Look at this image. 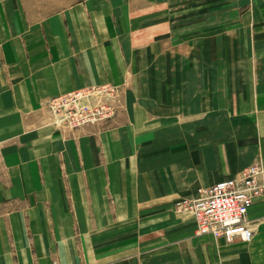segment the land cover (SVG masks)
I'll return each mask as SVG.
<instances>
[{
    "label": "crops",
    "instance_id": "0c3cea01",
    "mask_svg": "<svg viewBox=\"0 0 264 264\" xmlns=\"http://www.w3.org/2000/svg\"><path fill=\"white\" fill-rule=\"evenodd\" d=\"M142 7L137 0H0V264H264V212L255 208V202L247 216L254 229L248 243L201 235L193 217L185 222L170 214L158 217L166 220L163 227L171 224L175 229L144 230V249L128 242L123 255L121 241L118 246L97 242L82 248L89 235L79 247L73 230H66L65 236L52 230V221L71 217L58 214L52 197L57 134L44 103L74 88L104 81L122 85L125 105L138 116L121 131H131L134 153L161 159L162 168L150 172V178L154 173L159 176L154 182L148 176L150 186L167 191L182 179L174 167L183 164L193 168L188 172L194 179L187 180L197 191L237 178L234 175L250 166L252 154L231 146L228 153H221L227 147L216 144L226 140L229 130L234 134L235 127L247 128L250 118L244 113L250 107L227 103L225 109L235 112L218 125L222 132L218 135L215 129L217 139L203 151L199 127L202 121L214 119L211 111H217V102L207 107V116L200 118L198 112L193 121L181 114L201 110L200 102L188 106L184 102L185 73L178 69L177 53L184 41L166 48L161 33L149 34L153 14L146 11L142 17L146 24L137 21ZM157 22L161 26L164 21ZM137 29H144L143 37L133 36ZM172 62L175 65L170 67ZM132 94L137 103L130 100ZM171 142L176 145L169 147ZM159 145L161 149L154 151ZM202 174H209L203 179L205 186H199ZM84 220L89 221L86 216ZM109 249L113 256L108 258Z\"/></svg>",
    "mask_w": 264,
    "mask_h": 264
},
{
    "label": "rangeland",
    "instance_id": "374dc122",
    "mask_svg": "<svg viewBox=\"0 0 264 264\" xmlns=\"http://www.w3.org/2000/svg\"><path fill=\"white\" fill-rule=\"evenodd\" d=\"M137 1L143 4L137 11L141 14L137 21L146 24L142 18L146 11L153 14L154 27L149 34L161 33L168 49L184 41L177 52L178 69L185 73L184 102L186 106L200 102L201 110H182L181 114L184 112L193 121L198 112L200 118L207 116V107L217 102V111H211L214 119L200 122L201 149H208L210 141L217 139L215 129L219 135L222 131L218 125L235 112L225 109L227 103L247 104L250 107L244 113L250 118L247 128L235 127L234 134L229 130L226 140L219 139L216 144L227 147L221 153H228L231 146L248 156L252 154L249 167L258 165L264 169L261 155L264 153V0ZM157 21H164L163 25ZM133 36L143 37L144 29H137ZM123 89L118 83L104 81L54 95L44 103L49 123L57 134L54 148L58 153H52V197L56 198L58 214L73 219H66L65 215L60 220L57 218V222L52 221V230H61L62 236L66 230H73L79 247L85 241L83 237L89 235V242H83L82 248L97 242L108 247L115 242L118 246L116 242L121 241L122 255L127 253L123 248L128 247V242L134 248L144 249L146 239L142 231L176 228L171 224L163 227L166 220L158 216L170 214L190 221L191 214L180 209L178 203L198 197L193 196L195 192L200 194L209 188L197 191L192 187L187 179H194L188 172L193 168H184V164L174 167L183 177L167 191L160 185L150 186V179L154 182L159 176L154 173V178H150V172L162 168L158 164L161 159H144V153H134V142L130 144L129 140L131 131H121L138 116L125 105ZM129 98L135 102L134 94ZM139 137L145 139L141 134ZM168 145L174 147L176 142ZM169 170L173 171V167ZM243 171L234 176L240 178ZM200 176L199 186H205L203 179L209 174ZM254 202L255 208L264 212V191ZM85 216L89 221L84 220ZM151 242L155 245L156 241ZM111 250L106 251V257L113 256Z\"/></svg>",
    "mask_w": 264,
    "mask_h": 264
},
{
    "label": "built area",
    "instance_id": "2783aa9c",
    "mask_svg": "<svg viewBox=\"0 0 264 264\" xmlns=\"http://www.w3.org/2000/svg\"><path fill=\"white\" fill-rule=\"evenodd\" d=\"M264 191V169L248 167L240 178L217 182L200 191L198 197L178 203L195 219L198 233L211 234L227 243L250 242L254 229L247 219L254 199Z\"/></svg>",
    "mask_w": 264,
    "mask_h": 264
}]
</instances>
